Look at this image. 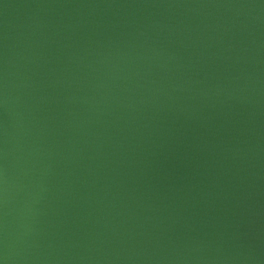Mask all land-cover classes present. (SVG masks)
<instances>
[{"label":"water","instance_id":"obj_1","mask_svg":"<svg viewBox=\"0 0 264 264\" xmlns=\"http://www.w3.org/2000/svg\"><path fill=\"white\" fill-rule=\"evenodd\" d=\"M0 264H264V0H0Z\"/></svg>","mask_w":264,"mask_h":264}]
</instances>
